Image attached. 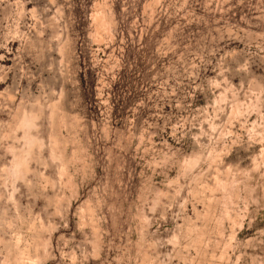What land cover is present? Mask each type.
I'll return each mask as SVG.
<instances>
[{"label":"rangeland","instance_id":"374dc122","mask_svg":"<svg viewBox=\"0 0 264 264\" xmlns=\"http://www.w3.org/2000/svg\"><path fill=\"white\" fill-rule=\"evenodd\" d=\"M0 264H264V0H0Z\"/></svg>","mask_w":264,"mask_h":264},{"label":"bare ground","instance_id":"6f19581e","mask_svg":"<svg viewBox=\"0 0 264 264\" xmlns=\"http://www.w3.org/2000/svg\"><path fill=\"white\" fill-rule=\"evenodd\" d=\"M25 163V162H24Z\"/></svg>","mask_w":264,"mask_h":264}]
</instances>
